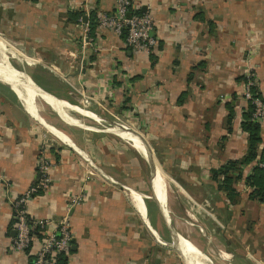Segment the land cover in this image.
Instances as JSON below:
<instances>
[{"label":"crops","instance_id":"1","mask_svg":"<svg viewBox=\"0 0 264 264\" xmlns=\"http://www.w3.org/2000/svg\"><path fill=\"white\" fill-rule=\"evenodd\" d=\"M114 4L115 0H0V44L8 51L0 49L10 62L17 55L15 48L34 55L23 70L13 65L20 73L79 114H90L95 122H113L115 117L126 121L118 120L111 128L78 126L72 120L64 122L66 117L51 106L64 120L63 126H52L72 146L69 140L43 133L40 120L25 110L19 97L30 95L15 93L0 80V171L5 180L0 184V264L32 261L30 251L12 248L15 222L9 201L35 184L40 155L52 163L51 187L31 200L28 212L35 219L51 221V230L65 215L69 217L72 243L66 264H135L151 256L154 241L173 248L185 264L174 238L183 252L186 246L162 218L169 212L168 180L191 169L189 178L201 185L210 169L246 154L244 111L239 115L233 106L245 103L235 95V86L245 77L236 58L252 50L254 58L247 66L255 68L257 91L264 99V0H135V8L155 20L158 45L150 53L133 52L121 36L99 29L98 18L111 14ZM220 94H225L224 103L218 102ZM32 99L39 107L40 99ZM229 107H233L230 121ZM125 123L140 124L144 133L158 135L155 149ZM119 126L139 135L149 147L156 171L162 173L157 182L166 181L167 195L163 187L156 188L146 157L125 143L131 141ZM260 136L258 154L264 148L263 128ZM136 154L148 168L146 191L135 186L142 168ZM136 192L155 196L154 201ZM134 194L142 214L135 208ZM150 202L170 232V242L152 221ZM228 211L222 234L206 228L193 213L205 241L197 243L177 232L198 259L185 253L200 264H264V202L241 199Z\"/></svg>","mask_w":264,"mask_h":264},{"label":"rangeland","instance_id":"2","mask_svg":"<svg viewBox=\"0 0 264 264\" xmlns=\"http://www.w3.org/2000/svg\"><path fill=\"white\" fill-rule=\"evenodd\" d=\"M8 44L10 45L9 42H8ZM9 47H11V45ZM0 48L2 50H5V52L8 51L1 44H0ZM15 50L14 51L17 55L14 59H11V62L10 61L9 62L12 65H14L15 67L21 68L23 70V67L27 66L26 62L28 61V59H32L33 58L32 56H34V55L21 53L20 50H18L16 48H15ZM251 51L252 50H250V52H249L247 50L244 53H241L240 55H238L239 56L238 58H236V56H235V58L237 60H240V63L243 64L242 69L245 70V72H243V76H245V77H243V80L235 86L236 97L245 102L244 106L241 108H238L239 107L238 104L233 105L234 107H236V109H238V110H236V113H238L239 115L242 114V111L245 112V110L247 109V98H246L247 85H250V92H251V88H256L258 90V86H259L258 76H257L256 71L254 70L255 68L254 67L248 68L249 66H247L249 63H251L252 59L254 58V55L252 54ZM35 57H36V55H35ZM27 67H29V66H27ZM29 79L31 80L30 77H29ZM31 82H32V80H31ZM233 98L234 97H232V99ZM225 100H226L225 94L218 95V102L224 103ZM42 103L45 104L44 102H42V100H40L39 104L43 108V110H42L41 114L39 115L40 116V118H39L40 122L39 123L41 124V129H42L43 133H45L46 135H48L49 137L54 139L53 136L51 135V133L45 129L46 128L45 126L51 124L50 126L54 125V126L61 127V126H63V123L66 121H64L62 119L60 120V118L55 113H53V111L47 105H43ZM70 109H72V108H70ZM83 113H85V112H83ZM75 116L77 118L81 119V121L83 122V119H84L83 117H80L78 115H75ZM43 120H44V122H43ZM114 120H116V121H113V122L112 121H102V120L98 121V122L84 121L83 123H86L87 125H90L92 127L96 126V127H104V128L109 127V128H111V127H114L117 123H119L118 120L125 121V119H121V118H117V117H115ZM259 122H261L260 126H261V131H262V128L264 129V115L259 117ZM37 123L38 122H36V125L40 126V124H37ZM84 126L87 127L86 125H84ZM125 126L127 128H131V129L137 131L140 135L145 137V139L149 143L150 147L152 148V145H153L154 149H155L156 142H158V135H154V134H150V133H144L140 129V128H142V127H140V124L136 126V125H132L130 123H125ZM55 129H57V128H55ZM77 131H79V130H77ZM155 136L157 138L154 140ZM69 141L73 146V143L71 142L70 139H69ZM223 144H225V143L223 142ZM220 145H221V143H220ZM157 154H158L157 155V157H158L159 153H157ZM216 156H217V158H219L218 155H216ZM154 157H156V156L154 155ZM137 159L140 160L138 155H137ZM232 161H241V159L232 160ZM49 162H50V164H52L51 161H49ZM228 162H226V164ZM261 162H264V161H261L259 158H257V160H255L254 162H252L248 165L247 164H245V165L237 164L236 167H234L233 169L228 171V175L230 177H232V182L229 184L230 185L229 188L232 189L234 192L230 197L227 196V192L224 189V185L222 183V179H223L222 176H219L217 181L212 180L211 171L212 170L218 171L219 168H221L222 166H220L218 169H210V172L208 174V179L204 183H202L201 185H199V183H197L196 181H193L189 178V177H192L190 174L191 169H189L187 171V173H185V175H183V176H179L180 174H175V176L178 178V180H176L175 176L173 175L172 178L168 180V184H169L168 210H169V212L167 213V217H165V215H162V218L163 219L165 218V220H166V218L168 219L170 229H173V230L179 232L180 234H182L185 237L188 236V238L196 240L197 243H199V242L204 243L205 238L202 236L203 233L197 229V225L199 222L197 219L193 218V216H192L193 213L199 215L200 218L199 217L198 218L200 219V222H204V224L206 225V228H209V229L213 228L214 232H218V233L222 234L221 232H223V229H225L226 223L228 221L227 220V218H228L227 213L230 212V211H228V209H230L235 204L239 203L241 201V199L251 200L252 202H254L256 204H260V203L264 202V195H263L262 202L259 198H256V197L251 198L250 197V194L252 191H254V188L247 185L246 181H245L246 177L251 174V172H250L251 171V164L256 166V165H258V163H261ZM139 163L142 165V168L137 171L138 174L136 177V183H135L136 185L135 186H136V189H138V190L146 191V190H148V168L142 160H140ZM91 166H93V165H91ZM137 166H139L138 162H137ZM89 168H90V170H93L91 167H89ZM92 172L94 175H96L94 170ZM194 172H195V170H194ZM195 173L197 174V172H195ZM134 195L137 197V201L139 202V203L137 202L135 208H137V209L139 208L140 213L142 214L143 213V209H141L142 205L138 199V196L136 194H134ZM145 198L147 200L154 201L153 196H147ZM142 204L145 205V207H146L145 202ZM149 205H150V209H149L150 217H151L152 221L154 222V224L156 225V227L158 228L161 237L165 238L166 241L168 240V242H170V232L163 227V220L160 216V213L158 212L157 209H155L153 203L150 202ZM163 211L166 212V210H164V209H163ZM194 217H195V215H194ZM137 223H138V221H137ZM195 230H196V234L194 233ZM177 232H176V234H178ZM180 234H178V235H180ZM153 235L157 236L155 232H153ZM183 236H181V237H183ZM150 254H151V256L147 257L146 260H144V261L141 260L139 262H136L135 264H184L181 257L178 256V254L175 252V250L173 248L169 247V248L165 249L164 247H161L160 245H158V243H155V241L153 242V246L151 247ZM207 263L213 264V263H209L208 261H207ZM198 264H200V263H198Z\"/></svg>","mask_w":264,"mask_h":264},{"label":"built area","instance_id":"3","mask_svg":"<svg viewBox=\"0 0 264 264\" xmlns=\"http://www.w3.org/2000/svg\"><path fill=\"white\" fill-rule=\"evenodd\" d=\"M135 0H115L114 10L111 14H102L98 18L99 29L111 30L117 35L125 32V44L131 51L137 53H150L157 45L158 40L154 35L155 20L149 13H132ZM247 103L254 105L253 120L260 125L259 117L264 115V101L255 99L247 85ZM264 169V162L258 163ZM52 165L43 155L39 156L37 178L34 185L17 197L10 199L12 216L15 222V236L12 239V248L15 252H25L35 247L30 264H59V258L66 256L71 249L72 233L69 217L64 216L49 229L51 221L35 219L29 215L28 204L31 200L47 193L51 187L49 169ZM0 184H5L0 171ZM40 233L41 239H35L34 234Z\"/></svg>","mask_w":264,"mask_h":264},{"label":"bare ground","instance_id":"4","mask_svg":"<svg viewBox=\"0 0 264 264\" xmlns=\"http://www.w3.org/2000/svg\"><path fill=\"white\" fill-rule=\"evenodd\" d=\"M9 61L10 60L7 57V55L0 49V80L3 83H5L6 85H7V83H9L11 85L12 89L15 91V93H19V91H20L21 94L30 95L29 97H25V96H22L19 94V97H20V99L24 105V108L26 111H28V113L32 114L33 116H35L38 119L40 118L39 115L41 114L42 110H41L40 106L38 107V104L36 103V101H34L32 99V97L34 96L37 100H39V99L42 100V102H44L50 109H51V106H56V112L59 115L65 116L66 118H64V120H67L66 122L71 123V120H72L74 122V124H76L78 126H81V125L84 126L85 124L81 121V119L77 118L75 115H78L80 117L88 118V119L95 121V118H92L90 114H88L89 116L85 115L84 113L79 114V112L77 110L70 109V107H73V106L67 105V104L57 100L55 97L51 96L50 94L39 89L37 86H35L31 82V80L24 73V71H23V73H20ZM16 78H17V81H16ZM60 119H62V118H60ZM43 122H44V120H43ZM79 124H81V125H79ZM47 127H48L49 132L52 135H54L55 137H57L61 141H64L66 143L69 142L68 141L69 139L67 140V138L62 133H60L58 130H56L54 127L49 126V125H47ZM118 129L120 130V133L122 135L126 136L131 141V142H125V143L130 145L141 156L142 159L144 156L146 157V163L151 168V173L153 175V181L156 183V188H157V186H158V189H162V187H163V189L165 190V195H167V187L168 186H167L166 181H163L161 184H160V182H157V177L162 178V173L160 171H156L157 167L152 161L151 154H150L151 151L149 150V147L144 143V141L142 140V138L139 135H136L132 132H128L122 126H119ZM136 193L141 197H147L146 195H143L141 193H138V192H136ZM163 195H164V193H163ZM129 198H131L130 194H129ZM156 198H157V196H156ZM166 204L168 206V197L166 198ZM199 230L202 232L201 228H199ZM173 235L177 238L178 242L180 241V243H182V244H184V246H186L185 247L186 251L190 255H192L193 258L195 257V259L197 260L198 259L197 258V252L194 250V248H192L190 246V244L187 243V241L185 242L183 239H181L180 235L176 234V232H173ZM173 243H174V246H176L180 250L182 257L185 259L186 264H198L189 254L185 253L186 251L183 252L180 249L175 238H174Z\"/></svg>","mask_w":264,"mask_h":264},{"label":"trees","instance_id":"5","mask_svg":"<svg viewBox=\"0 0 264 264\" xmlns=\"http://www.w3.org/2000/svg\"><path fill=\"white\" fill-rule=\"evenodd\" d=\"M132 13L135 14H143L140 12V10L135 9L132 11ZM91 30L93 29V26L90 25ZM121 38L124 39L125 41V32H122ZM130 50V49H129ZM251 95L255 99H260L264 101L263 97L261 94L257 91L256 88H251ZM229 115H228V120L230 121L232 118V108L229 107ZM254 112V105L248 101L247 103V109L245 112L242 114V122H241V129L243 132L247 133V151L245 156L241 159V161H229L227 164L222 165L221 168H219L218 171L212 170V180L217 181L219 176H222V183L224 185V189L227 192V196L230 197L234 192L232 189L229 188V184L232 182V177L228 175V171L236 167L237 164H250L257 160L259 158L261 161H264V148L260 154L257 153V148L259 143L261 142V126L256 123L253 118L252 114ZM246 184L254 188V191L251 192L250 197H256L259 198L262 202L263 200V195H264V169L261 168L259 165H256L252 168L251 174L246 177L245 179ZM43 194V193H40ZM35 239L38 241L41 239V234L40 233H35L34 234ZM35 247L33 246L27 251H30L32 253L35 252ZM67 259L65 256H61L59 258V264H66Z\"/></svg>","mask_w":264,"mask_h":264}]
</instances>
